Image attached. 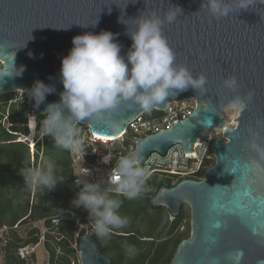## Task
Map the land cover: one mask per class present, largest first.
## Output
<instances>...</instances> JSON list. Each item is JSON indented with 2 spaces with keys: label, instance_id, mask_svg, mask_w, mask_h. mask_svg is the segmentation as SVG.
I'll return each instance as SVG.
<instances>
[{
  "label": "water",
  "instance_id": "obj_1",
  "mask_svg": "<svg viewBox=\"0 0 264 264\" xmlns=\"http://www.w3.org/2000/svg\"><path fill=\"white\" fill-rule=\"evenodd\" d=\"M172 5L183 12L174 22H165L162 32L175 52V63L187 66L194 76L204 74L207 83L203 92L189 88L156 105L153 109L163 110L170 101L196 99L189 116L170 129L143 136L135 150L141 161L151 151L163 154L175 143L182 145L184 153H191L206 128H222L225 139L212 142L214 163L200 179L183 178L170 187L163 185L151 198L153 207H165L172 217L181 204L189 207V236L178 242L169 264H236L233 257L238 250L243 252L239 264H264V159L250 147L253 140L264 147V0H252L247 10L234 9L219 19L201 7V0H0L3 69L13 71V58L24 69L13 77L4 76L1 69L0 93L27 90L42 80L55 87L39 108L29 97L31 107L42 113L47 103L60 99L61 58L71 49L73 36L109 30L117 34L121 54L126 55L132 41L119 18L131 31L134 17L152 12L163 17ZM229 75L237 77L239 94L252 93L234 125L226 124L222 114L235 94L223 84ZM143 112L138 105L122 104L113 114L119 124L115 129L106 120L80 122L89 124L96 135L114 137ZM237 162L236 174L232 170ZM77 242L79 264H110L90 232L83 231Z\"/></svg>",
  "mask_w": 264,
  "mask_h": 264
},
{
  "label": "clouds",
  "instance_id": "obj_2",
  "mask_svg": "<svg viewBox=\"0 0 264 264\" xmlns=\"http://www.w3.org/2000/svg\"><path fill=\"white\" fill-rule=\"evenodd\" d=\"M251 2L201 0V7L219 19L227 17L234 9L247 10ZM182 12L179 6L172 5L163 17L155 12L148 16L138 15L133 18L136 23L131 31L120 17L118 22L127 25L126 34L132 41L126 55L121 54L117 34L109 30L73 36L71 49L61 58L60 81L63 91L59 93V101L46 104L43 119L39 122V134L50 136L59 149L77 152L82 147L80 129L77 127L80 121L93 118L106 120L108 126L115 129L119 124L113 119V114L122 104H135L144 112H150L170 96L189 88L203 92L207 77L202 73L194 76L187 66L177 65L175 52L162 32V25L174 22ZM12 68L11 72L3 69L4 76H18L24 70L23 66L15 65L14 58ZM223 84L235 93L227 102V109L239 114L247 107L252 93L239 94L235 75L226 77ZM26 91L34 106L39 108L45 103L46 96L55 91V87L37 79ZM250 147L264 159V147L255 140ZM103 162L108 163L109 157H104ZM19 172L28 188L51 190L62 181L55 174V164L47 158L38 166L24 167ZM150 174L147 168L141 166L140 153L132 150L119 157L104 187L99 182H83L72 204L87 211L98 238H110L113 229H121L129 223L128 218L119 213L122 204L119 197L128 200L138 198ZM124 247L129 258L136 255L134 245L125 244ZM242 256V251L235 253L233 259L236 264H239Z\"/></svg>",
  "mask_w": 264,
  "mask_h": 264
},
{
  "label": "trees",
  "instance_id": "obj_3",
  "mask_svg": "<svg viewBox=\"0 0 264 264\" xmlns=\"http://www.w3.org/2000/svg\"><path fill=\"white\" fill-rule=\"evenodd\" d=\"M160 114L157 109H152L145 115L154 117ZM44 137L43 151L40 161L47 158L55 164V174L62 181L57 183L54 189L36 188L37 202L29 205L30 188H28L19 170L29 167V151L25 144L21 142L0 144V224H12L20 218L26 216L23 224L36 219L45 220V225L50 226L49 218L56 215H65L77 218L81 215L83 207H76L72 204L76 193L79 191L78 185L73 181L72 169L69 163L68 150L54 148L51 152L48 149V142ZM39 150V146H37ZM36 155V159H37ZM41 163V162H40ZM14 164V167H12ZM181 179L175 176L155 173L145 182L141 195L133 200H128L123 196L119 213L127 217L129 223L121 229H113L110 238L101 240L94 231L88 230L96 241V245L110 259V264H169L176 250L178 242L189 236V223L185 225V230L180 232L179 227L185 224V216L189 217L186 204H181L179 213L171 220L168 210L164 207H153L149 189L156 192L161 186L170 187ZM87 212V211H86ZM146 221L144 230L140 231L138 224ZM164 220L163 228H159ZM74 219H61L55 227L59 234L65 237H72V226ZM166 226V232L161 235ZM22 235L21 232L14 231L10 241L5 262L3 264H26V260L19 259L15 254V248L21 243L36 242L38 239V227L28 226ZM84 231L82 229L79 235ZM45 247L50 252V261L54 264H70V256L74 255V250L68 247V241L60 238L58 241L48 233L45 236ZM125 244L134 245L136 255L129 258L125 252ZM55 246L61 247V253L55 254Z\"/></svg>",
  "mask_w": 264,
  "mask_h": 264
},
{
  "label": "built area",
  "instance_id": "obj_4",
  "mask_svg": "<svg viewBox=\"0 0 264 264\" xmlns=\"http://www.w3.org/2000/svg\"><path fill=\"white\" fill-rule=\"evenodd\" d=\"M21 105L24 113V129L13 142H21L27 146L29 163L30 166L34 167L40 164L43 151L42 147L45 136L39 134V122L43 119V114L31 107L28 94L21 99ZM195 107V98L170 101L163 110H158L160 114L154 117H147L144 115V112L140 113L128 122L123 133L114 137H107V139H101L104 136L92 133L89 124L78 122L77 127L80 129V139L82 140L81 150L77 152L68 150L74 183L82 186L85 181L99 182L104 187L112 176L115 164L120 156L127 155L130 151L135 150L137 143L143 136L160 130L170 129L174 122L183 120L189 116ZM218 137L224 138L222 128L219 130L203 129L199 138L194 143L191 153H184L182 145L175 143L169 146L163 154L158 151H151L141 161V166L150 171V176L160 173L175 176L177 180L183 178L198 180L202 177L203 171L214 163L211 146L214 139ZM37 146H39V150ZM36 155L38 156L37 159ZM104 157H109L108 163L103 162ZM25 218L26 216L12 224H0V264L5 262L7 248L12 240V233L14 231L21 232V229L28 226L38 227V239L36 242L19 244L15 248L16 256L21 260L27 261L34 255L36 248L41 246L46 256L44 264H54L51 263L50 252L45 247V236L48 233L57 241L62 237L65 238L64 235L59 234L55 229L61 219H74L75 223L72 226L73 235L71 237L73 240H68V247L74 250V255L70 256V264H79L77 242L79 232L81 229H84V231H88L89 229L94 231L92 220L90 221L85 217L84 221L87 224L77 229L76 223L79 219L65 215L51 216L49 220L52 227L50 228L45 225L46 218L36 219L23 224L22 221ZM185 228V224L183 223L180 225L179 231L182 232ZM61 252V247L55 246V254L57 255Z\"/></svg>",
  "mask_w": 264,
  "mask_h": 264
},
{
  "label": "flooded vegetation",
  "instance_id": "obj_5",
  "mask_svg": "<svg viewBox=\"0 0 264 264\" xmlns=\"http://www.w3.org/2000/svg\"><path fill=\"white\" fill-rule=\"evenodd\" d=\"M3 68L4 63L0 59V70ZM27 94L26 90L0 93V144L15 143L13 140L24 129L21 99Z\"/></svg>",
  "mask_w": 264,
  "mask_h": 264
},
{
  "label": "rangeland",
  "instance_id": "obj_6",
  "mask_svg": "<svg viewBox=\"0 0 264 264\" xmlns=\"http://www.w3.org/2000/svg\"><path fill=\"white\" fill-rule=\"evenodd\" d=\"M147 112H144V115L146 114ZM222 114L225 116V119H226V124L228 125H234L236 122H235V116L237 115L236 112L232 111V110H229L227 109V107L223 108L222 110ZM46 141L48 142V149L49 151L53 152L54 151V148H55V145H54V142L52 140V138L50 136H48L46 138ZM41 162V161H40ZM35 192H36V188H30V194H29V205H31V203H34V202H37V198H36V195H35ZM149 193H150V197L152 198V196L154 195L153 193V189L150 188L149 189ZM185 204V203H184ZM187 205V204H186ZM165 208V207H164ZM187 209H188V212H189V207L187 205ZM81 215H79L77 218L79 219V221L76 223V228L79 229V228H82L85 226L86 221L85 220V217H87L90 221L91 219L88 217V213L86 212V210H82ZM189 218H190V212H189V217L185 216V219L183 220L185 222V225H187L189 223ZM172 217L169 216L168 217V220H171ZM75 223V222H74ZM146 221L142 220L139 224H138V227H139V230L142 231L144 230V225H145ZM164 220L160 223V226L159 228H163L164 226ZM166 226L164 227V229L162 230L161 232V235H164L165 232H166ZM21 234L23 235L26 231L25 228L21 229ZM82 230V229H81ZM80 230V231H81ZM79 231V230H78ZM80 233V232H79ZM66 241L68 240H73V238L71 237H65ZM45 253L42 249L41 246H38L35 250V253L34 255L29 258L27 261H26V264H44L45 262Z\"/></svg>",
  "mask_w": 264,
  "mask_h": 264
},
{
  "label": "snow or ice",
  "instance_id": "obj_7",
  "mask_svg": "<svg viewBox=\"0 0 264 264\" xmlns=\"http://www.w3.org/2000/svg\"><path fill=\"white\" fill-rule=\"evenodd\" d=\"M101 139H107V137H101ZM245 167H248L247 165H245ZM239 166H238V162H237V167H235V168H233V170H232V172L233 173H238L239 172ZM215 227H220V225L219 224H216V225H214Z\"/></svg>",
  "mask_w": 264,
  "mask_h": 264
}]
</instances>
